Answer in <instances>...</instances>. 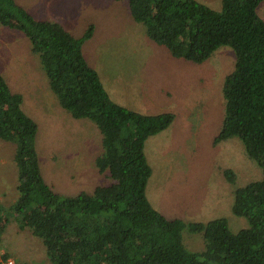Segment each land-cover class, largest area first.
I'll list each match as a JSON object with an SVG mask.
<instances>
[{"label": "trees", "instance_id": "1", "mask_svg": "<svg viewBox=\"0 0 264 264\" xmlns=\"http://www.w3.org/2000/svg\"><path fill=\"white\" fill-rule=\"evenodd\" d=\"M113 1L126 2L147 38L179 61L201 65L222 46L233 50L234 69L221 89L222 126L212 145L237 139L260 169L259 180L233 191L231 212L247 227L232 233L224 218L184 223L155 210L146 196L152 170L145 142L175 116L142 114L110 99L83 53L92 26L75 38L60 23L35 19L16 0H0V26L28 40L61 109L96 127L101 152L94 165L110 180L92 193L54 191L39 167L38 125L0 72V140L14 143L18 169L16 198L0 206V236L8 210L20 230L41 240L50 264H264V20L258 14L264 0H221L220 11L195 0ZM223 175L235 184L230 169ZM184 230L201 235L203 251L186 249Z\"/></svg>", "mask_w": 264, "mask_h": 264}, {"label": "rangeland", "instance_id": "2", "mask_svg": "<svg viewBox=\"0 0 264 264\" xmlns=\"http://www.w3.org/2000/svg\"><path fill=\"white\" fill-rule=\"evenodd\" d=\"M35 19L60 23L75 38L92 26L83 53L99 75L111 100L142 114L172 113L168 129L145 142L152 174L146 196L152 207L168 219L184 223L227 220L232 233L247 227L231 212L233 191L261 178L258 166L247 157L237 139L212 145L222 126V83L233 71L230 47L218 48L201 65L173 58L151 42L142 25L131 18L126 2L113 0H16ZM220 11L221 0H195ZM264 20V1L258 8ZM0 72L10 88L23 98L22 110L38 125L35 146L39 167L54 191L73 196L92 193L110 180L97 172L94 161L101 152L99 133L91 122L74 120L51 93L38 56L19 32L0 26ZM236 177L225 181L224 171ZM18 169L14 143L0 140V206L16 198ZM0 236V258L14 264H50L40 239L20 230L7 214ZM189 252L204 250L201 235L182 233Z\"/></svg>", "mask_w": 264, "mask_h": 264}, {"label": "built area", "instance_id": "3", "mask_svg": "<svg viewBox=\"0 0 264 264\" xmlns=\"http://www.w3.org/2000/svg\"><path fill=\"white\" fill-rule=\"evenodd\" d=\"M0 264H14V261L11 258L4 259L2 256L0 258Z\"/></svg>", "mask_w": 264, "mask_h": 264}]
</instances>
